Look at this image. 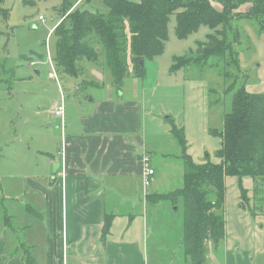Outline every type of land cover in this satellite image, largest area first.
Masks as SVG:
<instances>
[{"label": "rangeland", "instance_id": "rangeland-1", "mask_svg": "<svg viewBox=\"0 0 264 264\" xmlns=\"http://www.w3.org/2000/svg\"><path fill=\"white\" fill-rule=\"evenodd\" d=\"M69 1L73 4L72 9L79 5L90 11L105 10L100 0H92L91 3H86L87 0ZM63 3L64 0H4L1 5L7 12V18L3 20L0 17V222L4 219L8 227L0 225V232L4 228V233L9 237L16 234L18 229H26L27 223L30 226L34 223L32 218H28L29 212L22 210L26 207L25 203L30 207L31 195L24 194L23 197L18 191L22 190L23 181L29 177L39 181L44 179L39 174L49 165H46L40 152L48 151L53 146L52 141L57 148L62 140L58 128L66 125L65 119L63 123L62 119L56 121L51 116L53 106L63 103V118L66 114L72 116L73 112L80 111L78 103H82V109L89 107V99L97 94L93 83L98 82L105 87L111 83L109 70L103 66L101 58L99 63L102 66L84 61L77 78L55 73L52 60L54 39L51 33L60 24ZM211 3L220 9L215 0H211ZM249 7L245 5L238 11H247ZM39 17L43 20H39ZM233 26L239 33L238 43L233 48L238 53L240 72L233 89L243 84L245 91L264 97V30L260 31L254 20L244 18ZM167 30L168 39L162 54L143 62L146 76L141 79L129 76L121 90L138 92L146 113V137L166 139L171 126L182 127L187 152L193 161L201 164L208 155L211 163L218 164L215 152L221 141V116L230 110L231 94L225 95L223 106H218L215 103L218 95L209 90L221 92L223 66H193L169 73L174 57L195 51L196 42L204 41L212 32L201 26L188 38L178 39L174 32V15L170 17ZM48 73L56 74L57 79H49ZM85 81L91 84L84 86ZM158 143L163 144L160 147L166 145L164 141ZM164 149L168 150L167 146ZM174 152L176 148L171 151L172 154ZM155 159L153 157L151 161L156 167ZM175 166L174 172L169 171L172 182L164 177L162 179L161 168L157 167V174L152 169L153 174L146 189L149 192L158 189L159 193L167 194L171 187L180 188L182 172L176 163ZM53 169L52 166L49 172ZM2 207H5V212ZM147 207L148 264H183L177 254L181 249L180 241H183L185 211L182 204L173 205L170 201L162 200ZM40 219L38 214L35 220L37 231L40 230L37 221ZM15 244H10V247Z\"/></svg>", "mask_w": 264, "mask_h": 264}, {"label": "crops", "instance_id": "crops-1", "mask_svg": "<svg viewBox=\"0 0 264 264\" xmlns=\"http://www.w3.org/2000/svg\"><path fill=\"white\" fill-rule=\"evenodd\" d=\"M93 84L97 94L89 99V107L82 109L80 102V111L63 118L54 115L61 103L53 106L51 116L63 123L65 119L66 125L58 128L62 140L57 148L52 141L48 151L40 152L49 165L39 174L44 179L29 177L18 191L23 197L31 195L30 207L25 203L22 210L34 223L9 237L3 231L8 225L4 219L0 222L5 225L0 232V264H25L26 258L30 264H148L147 195L161 193L143 186L141 159L146 156L156 174L161 168L162 179L172 182L169 171H175V163L183 177L180 148L171 136L172 128L178 127L171 126L166 139L146 137V113L138 92L117 91L111 83ZM153 157L158 159L156 167ZM224 184V237L218 244H207L203 264H264V174L240 182L226 177ZM10 240L16 243L12 247ZM177 254L183 264H191L182 248Z\"/></svg>", "mask_w": 264, "mask_h": 264}, {"label": "trees", "instance_id": "trees-1", "mask_svg": "<svg viewBox=\"0 0 264 264\" xmlns=\"http://www.w3.org/2000/svg\"><path fill=\"white\" fill-rule=\"evenodd\" d=\"M3 1L0 0V17L5 20ZM215 1L220 9L211 0H100L105 10L98 12L79 5L72 9L73 4L64 0L60 24L51 33L57 75L77 78L84 61L101 65V58L109 70L113 89L120 91L129 76L136 79L146 76L139 58L151 61L162 54L172 15L178 39L188 38L201 26L212 32L204 41L196 42L195 51L174 57L169 73L193 66H223L221 92L209 90L218 95L215 99L218 106H223L225 95L231 94L230 110L221 116V141L215 152L219 163H211L208 155L203 163H195L187 152L183 130L173 127L171 136L180 148L179 159L183 163L182 186L167 194L147 195L150 205L162 200L182 204L185 215L180 245L191 264H203L207 244H218L224 237V179L233 177L240 182L264 174V97L245 91L243 84L233 89L240 73L238 53L233 48L239 33L233 25L244 18L254 20L263 31L264 0ZM245 5L249 9L239 12ZM240 193L243 200L245 192L241 187ZM107 227L106 223L103 233ZM24 261L31 263L29 258Z\"/></svg>", "mask_w": 264, "mask_h": 264}, {"label": "built area", "instance_id": "built-area-1", "mask_svg": "<svg viewBox=\"0 0 264 264\" xmlns=\"http://www.w3.org/2000/svg\"><path fill=\"white\" fill-rule=\"evenodd\" d=\"M39 20H43L42 17H39ZM49 78L50 79H54L56 80L57 77L55 74L53 73H49ZM62 114H63V105L62 103L57 106L55 109H54V115L55 116H61L62 117ZM141 161L143 162L144 164V174H143V186L144 187H148L150 182H149V177L153 174V170L152 169H149V159L148 158H142Z\"/></svg>", "mask_w": 264, "mask_h": 264}, {"label": "water", "instance_id": "water-1", "mask_svg": "<svg viewBox=\"0 0 264 264\" xmlns=\"http://www.w3.org/2000/svg\"><path fill=\"white\" fill-rule=\"evenodd\" d=\"M138 61H139V65H140V67H143V62H144L143 59L139 58ZM53 173H54V172H53Z\"/></svg>", "mask_w": 264, "mask_h": 264}]
</instances>
